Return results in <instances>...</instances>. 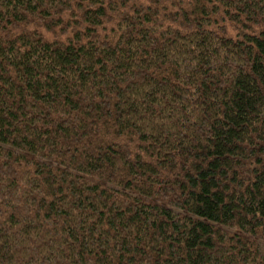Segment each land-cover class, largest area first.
<instances>
[{"label":"trees","instance_id":"trees-1","mask_svg":"<svg viewBox=\"0 0 264 264\" xmlns=\"http://www.w3.org/2000/svg\"><path fill=\"white\" fill-rule=\"evenodd\" d=\"M0 264H264V0H0Z\"/></svg>","mask_w":264,"mask_h":264}]
</instances>
